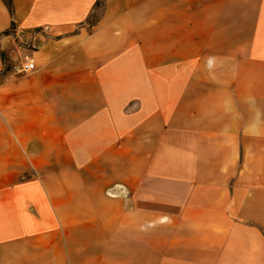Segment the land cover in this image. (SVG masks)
<instances>
[{
	"label": "crops",
	"instance_id": "0c3cea01",
	"mask_svg": "<svg viewBox=\"0 0 264 264\" xmlns=\"http://www.w3.org/2000/svg\"><path fill=\"white\" fill-rule=\"evenodd\" d=\"M97 1L0 0V264H264V0Z\"/></svg>",
	"mask_w": 264,
	"mask_h": 264
},
{
	"label": "built area",
	"instance_id": "2783aa9c",
	"mask_svg": "<svg viewBox=\"0 0 264 264\" xmlns=\"http://www.w3.org/2000/svg\"><path fill=\"white\" fill-rule=\"evenodd\" d=\"M35 65L33 63V60L30 58L29 55H23L22 56V61L19 64H15L13 66V71L15 73H26L29 71L34 70Z\"/></svg>",
	"mask_w": 264,
	"mask_h": 264
},
{
	"label": "trees",
	"instance_id": "16d2710c",
	"mask_svg": "<svg viewBox=\"0 0 264 264\" xmlns=\"http://www.w3.org/2000/svg\"><path fill=\"white\" fill-rule=\"evenodd\" d=\"M4 2V4L6 5L10 15L13 14V4H12V0H2ZM101 4V1H97L96 5L99 7ZM12 25H13V21H12Z\"/></svg>",
	"mask_w": 264,
	"mask_h": 264
}]
</instances>
